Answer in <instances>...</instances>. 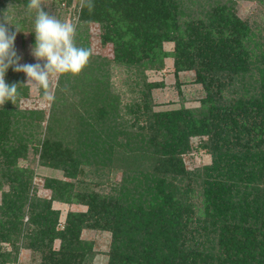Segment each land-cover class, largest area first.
<instances>
[{"label": "trees", "instance_id": "trees-1", "mask_svg": "<svg viewBox=\"0 0 264 264\" xmlns=\"http://www.w3.org/2000/svg\"><path fill=\"white\" fill-rule=\"evenodd\" d=\"M253 1L264 12V0ZM236 2L82 0L75 44L89 48L87 26L98 23L114 57L91 55L79 76L58 78L47 112L20 109L24 73L8 69L18 95L0 105V264L16 263L21 241L39 264H92L83 230L110 234L107 264H264V15L243 20ZM27 3L0 0L14 48L22 32L35 45ZM169 56L177 73L192 70L203 85L198 108L154 109L157 84L144 72ZM120 66L127 93L111 81ZM194 149L210 164L187 169ZM30 153L66 179H44L49 200L34 190L35 169L19 165ZM53 201L87 210L68 213L59 229Z\"/></svg>", "mask_w": 264, "mask_h": 264}, {"label": "rangeland", "instance_id": "rangeland-1", "mask_svg": "<svg viewBox=\"0 0 264 264\" xmlns=\"http://www.w3.org/2000/svg\"><path fill=\"white\" fill-rule=\"evenodd\" d=\"M56 1L57 0H43V9L45 12L53 11L54 13H57L58 11L60 20L72 23L77 28L79 26V11L82 0H71L70 4L68 5H57L55 3ZM236 1L235 12L243 20H249V22H252V20H260L258 13L264 15L262 6L258 5L255 1ZM53 12H50L49 15L54 16ZM87 35L88 44L92 55L113 59V44L108 43L106 46L102 45L101 29L98 23H89L87 26ZM173 46V43H164L163 49L166 52H171L173 50ZM32 47L33 46L29 40V34L27 32H22V36L18 35L15 48L19 53L21 64H43V61H37L32 55ZM163 61V68L161 70H146L144 72L147 83L157 84V86L151 92L154 109L157 111H163L178 109L180 107L187 109L198 108L201 104V101L206 96V91L203 85L195 80L194 71H181L177 73L175 71L174 60L172 57H166ZM111 71V81L117 91L127 93V72L125 71L124 67H113ZM71 77L73 78V76ZM72 78L71 81L74 80ZM57 80L58 79L52 81V93L56 86ZM24 82L25 84L27 82V77L25 74ZM27 87L28 96L21 99L19 102L20 109H41L47 112L50 108L51 101H44L42 99V92L40 90L31 88L29 86ZM127 95L125 98H128ZM196 144L197 140L193 139V147H195ZM35 160V155L30 153L27 160L19 161V165L23 167L30 166L35 169L36 174L33 179L35 187L34 190L37 196L49 200L51 193L45 188L44 179L47 177H61V175L56 171L39 166ZM184 162L187 169L191 170L210 164L211 158L206 152L194 149L192 153L184 157ZM114 178L118 179L119 176L116 174V176L114 175ZM61 179L64 178L61 177ZM51 208L58 211L59 213V229H61V227L64 225L68 213H80L87 210V207L82 204H68L57 201H53L51 203ZM26 220L27 216L25 217L24 221ZM81 239L93 243V250L96 252V256L94 257L92 264H107V252L109 250L110 244V234L108 232L98 230H83L81 232ZM25 244H27L26 241L17 243L19 254L15 264H39L41 258L40 254L32 249L25 248ZM59 244V240H55L52 244V249L58 250ZM2 247L4 250L12 251V246L8 242L3 243Z\"/></svg>", "mask_w": 264, "mask_h": 264}, {"label": "clouds", "instance_id": "clouds-1", "mask_svg": "<svg viewBox=\"0 0 264 264\" xmlns=\"http://www.w3.org/2000/svg\"><path fill=\"white\" fill-rule=\"evenodd\" d=\"M26 9L29 15L35 13L32 55L43 64L20 63L14 48L16 33H10L5 26L10 23L7 12L4 13V21L0 22V105L9 101L15 104L18 95L17 84L9 85L5 81L9 68L23 72L27 77L25 86L40 90L44 101H52V81L69 74L79 76L92 55L90 48L75 44L76 26L45 12L43 0H28ZM16 31L19 32L17 28Z\"/></svg>", "mask_w": 264, "mask_h": 264}]
</instances>
